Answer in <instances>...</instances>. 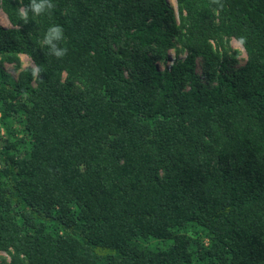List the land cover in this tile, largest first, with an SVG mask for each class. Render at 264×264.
Segmentation results:
<instances>
[{"label":"trees","instance_id":"trees-1","mask_svg":"<svg viewBox=\"0 0 264 264\" xmlns=\"http://www.w3.org/2000/svg\"><path fill=\"white\" fill-rule=\"evenodd\" d=\"M0 9V264H264V0Z\"/></svg>","mask_w":264,"mask_h":264},{"label":"rangeland","instance_id":"rangeland-1","mask_svg":"<svg viewBox=\"0 0 264 264\" xmlns=\"http://www.w3.org/2000/svg\"><path fill=\"white\" fill-rule=\"evenodd\" d=\"M168 2L173 6L175 7V0H168ZM0 25L2 26H5V27H8L9 26V22L5 16V14L1 11L0 9ZM228 46L230 48V51H236V57H235V64L238 65V64H242L245 60V53L243 51V48L242 46L239 44L238 41H236L235 39H230L229 42H228ZM174 56V53L173 51H171L170 53V58H173ZM33 63L31 61V59L24 55V54H19V67H16L14 66L13 64L11 63H2V66L4 69H6L12 76L16 77L19 70L22 69L23 67H26V66H32ZM156 241V240H154ZM156 243L158 244L159 247H164L165 246V242H159V241H156ZM0 257L1 258H7V255L6 253H0Z\"/></svg>","mask_w":264,"mask_h":264}]
</instances>
